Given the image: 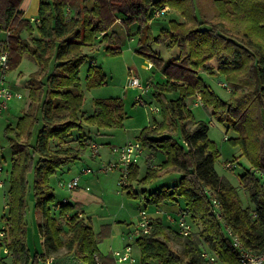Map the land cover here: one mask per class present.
<instances>
[{
  "label": "trees",
  "instance_id": "obj_1",
  "mask_svg": "<svg viewBox=\"0 0 264 264\" xmlns=\"http://www.w3.org/2000/svg\"><path fill=\"white\" fill-rule=\"evenodd\" d=\"M22 1L0 0V34L6 32L11 68L18 67L25 55L39 64L29 81L31 110L20 117L12 143L4 218L13 259L30 263L25 237L32 190L45 251L35 253L31 264L57 252L65 243L62 237L66 230L70 233L68 246L80 247L79 259L96 264L99 238L91 219L79 215V204L58 205L51 178L63 166L81 159L88 147L91 136L84 133L79 144L64 146L74 129L82 130L85 124L99 130L120 127L127 117L120 97L96 98L93 113L82 114L85 94L80 70L89 59L85 47L100 42L105 43L108 54H121V37L112 29L118 20L134 25V32L128 28V35H139L137 52L165 75L164 82L154 83L153 92L162 103L163 119L146 126L137 136L145 148L163 152L165 159L159 167L149 164L146 176L139 181L147 184L169 169L182 173L177 184L149 192L147 204L181 198L183 212L202 226L185 236V250L179 252L170 245V232L174 231L161 219L153 220L151 231L136 239L142 263L184 264L205 242L226 263L239 264V253L224 234L223 224L230 226L246 246L264 253V0H214L219 12L216 21L199 16L197 0H92V5L89 0H39L34 22L24 18ZM167 5L184 20L172 18L155 34L151 21L158 18L155 12ZM158 42L179 46V55L165 64L152 48ZM213 58L218 61V72L231 85L228 100L221 98L200 73L215 74L209 62ZM106 79L102 67L90 65L86 79L89 89L102 86ZM174 91L178 97L168 98L167 93ZM198 94L203 105L211 108L212 116L237 133L229 140L241 148L250 163L240 175L250 205H244L237 186L216 170L220 152L209 138V123L196 120L187 105V99ZM190 121L194 122L192 128L188 127ZM37 124L41 125L34 137ZM177 129L181 142L171 133ZM139 170L137 164L133 166L129 185L123 189L138 180ZM30 174L34 175L32 181ZM213 195L219 203V215L213 211ZM173 235L182 237L177 230Z\"/></svg>",
  "mask_w": 264,
  "mask_h": 264
},
{
  "label": "rangeland",
  "instance_id": "obj_2",
  "mask_svg": "<svg viewBox=\"0 0 264 264\" xmlns=\"http://www.w3.org/2000/svg\"><path fill=\"white\" fill-rule=\"evenodd\" d=\"M31 1L32 0H23L21 5H23L24 3L29 4ZM197 6H198L197 12L200 17H206L209 19H213L215 21L216 18H219L218 8L215 5L214 0H197ZM175 15L168 8L165 14H162L157 20L154 21L153 23L154 33L156 34L159 31H161L162 27L168 26L170 19L181 18L179 14H175ZM182 20H184L183 17ZM117 29L122 38L121 54L110 55L108 54L104 46L99 50H96L94 55L99 66L105 70V73L107 75L106 82L102 86L89 89L87 87L86 79H87L88 69L91 65V60L87 59L81 66V70H80L81 85L85 94L82 114L90 115L93 113L95 109L94 101L96 98L122 97L124 101L127 117L124 121L123 126L113 127V128H102L103 131L101 134L97 133V128L95 126H91L89 124H85L82 130L74 129L71 132V135L65 141L64 146L79 144V142L81 141V140L79 141L81 133H84L85 136H91L96 138V142L100 143L102 146L100 148L99 155L95 157V159H93L94 156L91 153V149L88 147V149H86L84 154L81 156V159H78L77 161L66 165L64 167L66 173H62V174L61 172L58 173L61 175L64 174L63 179L65 181L66 180L69 181L70 179H72V176L74 175L82 176L83 175L82 170L87 167H91L96 171V173L103 172L98 170L99 169L98 165L99 163H101L102 159L106 163L117 159V154L112 153V149H111L112 146L114 147L120 146L128 140L131 141L137 140V136L140 134L143 128H145L146 126L153 125L156 122H160L163 119L162 103L153 93L154 91H156L154 86L155 85L154 81H152V83L150 82L153 87L151 88L150 92L143 94V99L147 102L146 105H143L137 102L136 100V95L140 94L141 90L127 87L126 85L130 68H133L136 71L137 75L140 77V79L143 82H146L145 79L148 78V75L150 74L152 75L157 71H158L157 78L158 79L161 78V80H164L161 77V75L163 74L161 69L157 68L156 65L155 66L153 65V67L149 68V66H151V64L153 63L145 55L137 52L139 46L138 41H134V42L130 41V38L128 37V29L126 28V26H119L117 27ZM152 48L157 53L160 54V56L164 59L165 64L169 62L173 57L178 56L181 50L179 46H171L166 43H159V42L154 43L152 45ZM209 62L214 66L215 74H209L207 72H204L203 70H200V73L203 75L204 79L210 85V87L221 98L228 100L231 96V90H230L231 85L228 83V86L224 87L219 83L220 81L227 82V80L224 75L218 72L217 59L216 58L210 59ZM38 69H39L38 62L30 55H25L19 66L9 69L6 75V80L8 85L13 90L19 91L22 94V97L21 98L14 97L12 101L9 102V111L7 110L4 111L3 113H0V165L4 168L2 174V178L4 179V185L0 186V229L3 226L2 225L3 214L4 213L7 214V208H5V201L6 199H8V189L10 186V182L9 180H6L4 177L8 173H10L12 168V156L14 152L12 143L14 138H16V130L20 117L24 115L26 111L31 110L30 105L32 100L30 96L29 81L32 75ZM156 82H160V81H156ZM167 96L168 98L178 97L177 92L175 91L167 93ZM187 105L191 109L196 120H204L207 123H209V132H208L209 138L213 143L216 144L220 152L219 159L216 162V170L220 174H223L226 177H228L235 186H239L240 175L243 174L250 167V163L247 160V158L242 154L241 148L239 146L233 145L229 140L230 138L237 136V133L226 123H222L218 121L214 116H212L211 108L204 106L202 100L198 95H195L192 98H188ZM155 106L159 107L160 111L158 112L153 111L151 107H155ZM40 125L37 124L36 127L34 126L35 128L33 127L34 137H36ZM193 125L194 122L192 121L188 123L189 128H192ZM171 133L174 134L180 140V142L183 141L181 131L179 129ZM146 151H148V154H150L149 152H152V150H150L149 148H147ZM154 153H156V155L153 156L152 163L156 167H158L164 161L165 155L163 152H154ZM100 155H102L101 159L99 158ZM108 158L111 160H107ZM228 161L236 162L237 167H235L234 169L226 168L225 165ZM138 164L139 166H141V169L139 170V180H141L146 176L148 170V164L144 157L139 160ZM168 171L170 172L163 173L161 177L157 179L159 183L160 180L167 179L168 178L167 176L173 173L171 169ZM116 172L120 173V176L115 182L114 180H115ZM100 174H98L99 177L98 176L97 177L105 178L107 180V183H105L104 182L105 179H102L101 184H105L106 187L105 186L104 187L106 188V190L109 191V193H113V195L116 196L117 198L118 195L120 194H123L124 196L126 195V190H123L122 193H120L122 187L119 184V180L121 178V171L119 169L108 170L107 174L106 173L104 174L100 173ZM97 177L95 178L98 179ZM33 178L34 175L30 174L29 176L30 181H32ZM57 179L58 178L56 177V175L53 176L51 178V184L54 187L57 196H60L63 193H66V191H64L63 188L57 185ZM109 179H110V183H108ZM139 180H135L138 186H140L139 184H143ZM149 183L143 184L150 186L148 188L150 190L148 191L151 192L156 190L154 189L156 187L154 186V184H157V182H152V183L149 182ZM137 189L138 192L140 193L142 190L145 189V187L140 186ZM30 192L31 194L30 195L28 194L29 208L26 215V220H27V227L31 228L32 230L35 228L37 229L38 227L37 224L39 225L40 222L39 221L40 214H38L37 209L34 206L32 190H30ZM241 196L243 200H246L244 191H241ZM114 200H115L114 203L115 206H118V203L121 202L120 199H114ZM180 202L184 204V201L182 199L180 200ZM145 207L148 208V206H146V203L143 201V199L137 197L136 198L128 197L125 208V210L129 213L128 219L129 220L133 219V221L135 222L136 221L135 219L136 217H138L139 212ZM101 211L102 209H100L99 210L100 213L105 212V211L104 212ZM88 212H93L98 214L97 207L95 205L93 207L87 206L84 212L86 216L90 215ZM134 222H132L131 225H133ZM95 225H97V222H95ZM170 235H171L170 245L177 251L181 252L180 247L176 246V242L181 244L182 239H179L177 236L175 240H172L173 236L171 232ZM104 237L105 236H102V239H105ZM125 237H126L125 241L127 243L128 242L132 243L133 248L135 246V253L138 254L140 252L139 250L140 248L136 244L133 234H131V236H128V234H126ZM35 240L37 241L38 248L41 249L42 247L38 242L39 240L38 239ZM3 250H4V246H1L0 253L5 256V254H3L4 253ZM200 253L201 252L198 251L196 255L199 257ZM211 254L216 256L217 261L220 262V259L218 258L219 257L218 254L217 255L215 253H211ZM37 264H45V263L40 261ZM74 264H87V263L76 260Z\"/></svg>",
  "mask_w": 264,
  "mask_h": 264
},
{
  "label": "crops",
  "instance_id": "obj_3",
  "mask_svg": "<svg viewBox=\"0 0 264 264\" xmlns=\"http://www.w3.org/2000/svg\"><path fill=\"white\" fill-rule=\"evenodd\" d=\"M88 4L92 5V0H89ZM168 8H169V10H171L174 13V15L175 14H179L176 10L171 9L169 6H168ZM21 9L23 10L24 18L29 19L32 22H34V21H36L38 19L39 0H32L29 4H25L24 3L23 5H21ZM159 17L160 16H158V18ZM175 17H176V15H175ZM157 19H155V20H157ZM179 19L182 20V17L179 18ZM154 21H151L152 28H153ZM118 25L119 26H126V25L124 23H122V21H120V20H118L113 25L112 29L115 30L119 34V31L117 29V27H119ZM126 28L127 29L130 28L131 29V33L134 32V25L126 26ZM119 36H120V34H119ZM5 37H6V32H3V33L0 34V39L1 38L3 39ZM128 37L130 38V41H132V42L139 40V35H131V36L128 35ZM104 46H105V43H100L99 42V43H96L93 46L85 47V51L89 54V60H91V64L99 66V64L97 63L94 55H95V51L96 50H99L100 48H102ZM153 65L154 64H151V66H149V68L153 67ZM104 72H105V70H104ZM157 77H158V71L153 73L152 75L151 74L148 75V78L145 79V80H146V82H151V83H152V81H154V82H156V81L164 82L165 81V75L164 74L161 75V77L164 80H161V78L158 79ZM8 111H9V109H8ZM102 131H103V129L99 130L97 128V133L101 134ZM93 140L96 141V138L90 137V141H93ZM86 149H88V147ZM146 150H147V148H144V152H143L142 158L144 157L146 159L147 164L149 166V164L153 161V156L156 155V153L149 152L150 154H148V151H146ZM101 156L102 155H100V157H99L100 159H101ZM93 159H95V157H93ZM107 160H111V159L108 158ZM94 161H96V160H94ZM102 163H106V162L102 159V161H101V163H99L98 167ZM137 166H139V164H137ZM64 167L65 166H63L58 171V173L59 172H61V174L62 173H66ZM139 167L141 169V166H139ZM171 170L173 171V173L171 175H168L167 179L160 180V183L157 181L158 178L155 179L154 181H152V182H157V184H154V186H156L154 189L157 190V189H160L163 186H172V185H175V184L178 183L180 177L182 176V173L177 171V170H174V169H171ZM166 172H170V171H168V170L164 171V173H166ZM58 173L55 174L56 177L58 178L57 179V185H58V181L59 180H61V179L64 180L63 179L64 174L61 175V174H58ZM100 173H102V174L106 173L107 174L108 171H103V172H98V173H86V174H83L82 176H80V186L78 188H76L74 190H68L66 188H63V190L66 191V193H63L62 195L57 196L58 203L61 202V201L66 200L67 202H70V203H73V204H75V203L79 204L80 208L77 211L79 213V215L83 216V217H89L91 219V222H92V225H93V229H94L95 233L98 234V238H99L98 239V253L95 255V259H97V257H98L100 259V261L102 262V264H130L128 261H119V260H117L115 258V256L113 255V252L115 251L114 249L123 250L125 248V246H127L128 244L132 245V243H130V242L127 243L125 241V239H126L125 235L128 234V236H131V234H133L132 231H133L134 225L140 219V212H139L138 217H136V219H135L136 221L135 222L133 221V219H130V220L128 219L129 218V213L125 210L126 201H127L128 197L129 198L130 197H133V198L137 197V198L143 199V201L146 203V206H148V208H149L148 209V208L145 207L143 209H147V211L149 212V214L153 218V220L161 219L170 228V230H172L174 232L178 229V225L176 224V222L175 221H171L169 216L172 215L173 217L178 218V216L182 213V211H183L182 209L184 208V204H182L180 202L181 198H180V200H178L176 202L164 201V202L158 203L157 205L147 204V196H148V193H149L148 190H150L148 188L150 186L149 185L139 184L140 186H144L145 187V189L142 190L139 193L137 188L140 187V186L137 185L136 181H134L132 183L131 188L122 189L121 190L120 193H122L123 190H126V195L125 196L123 194L119 193L120 195H118V198H117L116 196L113 195V193H109V191L106 190L105 184H101L102 179H105V178H98L99 177L98 174H100ZM76 176H78V175L72 176V179L74 177H76ZM119 176H120V173L116 172V176H115V180H114L115 182L117 181ZM9 177H10V173L5 175L4 178L6 180H9ZM95 177H97L98 179H96ZM177 179H178V181H177ZM138 180H139V177H138ZM104 182L107 183V180L105 179ZM115 182H114V184H115ZM108 183H110V179H109ZM237 188H238V191L240 192V195H241V191L245 192L246 200H243L244 205L245 206L250 205L251 202H250L248 191L245 190L242 187L241 183L239 184V186H237ZM130 191H133V194H130L129 193ZM114 199H120L121 200V202L118 203V206H115V204H114L115 200ZM113 200H114V202H113ZM7 202H8V199H6L5 205H7ZM94 205L97 207L98 214L97 213H93V212H88L90 215L86 216L85 213H84L85 210H86V207L87 206L88 207H93ZM99 208L102 209L101 212H104V211L105 212L104 213H100L99 212V210H100ZM94 212H96V211H94ZM73 213L74 212H71L68 216H70ZM5 214L6 213H4L3 217H2L3 218L2 219V225L3 226L5 224V220H4V215ZM93 214L97 215V216H94ZM187 218H188V221L192 224L193 232L194 231L198 232V231L201 230L202 226H201V223L199 221H194L193 219L189 218V215H187ZM40 220H41V217H39V221ZM95 222H97V225H95ZM132 222H134L133 225H131ZM37 226H39V225L37 224ZM222 227H223L224 234L227 236L226 225L223 224ZM174 232L172 233V236H173L172 240H175L177 238L176 235H173ZM69 235H70V233L66 230V233L62 237L63 241L65 242L64 245L57 252H54V253L50 254L48 257H46V259L47 258H51L52 259V263L51 264H74V262L76 260L81 261L79 259V255L81 253L79 245L75 244L74 247L71 249L68 246V244H67V239H68ZM102 236H105L104 237L105 239H102ZM134 238H135V241H136L137 237H134ZM178 238L182 239V243L179 244L178 242H176V246H179L181 252H184V250H185V236L178 237ZM35 239L39 240L38 242H39V244L42 247L41 249L38 248V244H37V241ZM25 243H26L27 248L29 250L30 262H31V258L35 255V253H43L45 251L44 237L40 233L39 227H37V229L35 228V229H32V230H31V228L27 227ZM136 244H137V242H136ZM139 248H140V246H139ZM139 250H140V252L138 254H136L135 253V246H134V248L132 246V255L136 259L135 264H143L142 260H141V255H142L141 248ZM199 251L201 253L204 251V252H207L210 255H213L211 253H215L217 255V253L214 250H212L211 248H209V246L205 242H202L200 244ZM201 253H200L199 257L197 255H195L193 259L186 258L184 264H228L225 261H223L222 259H220L218 256L217 257L220 259V262L217 261V258L214 255H213L215 257L214 262H207V260L204 259L201 256ZM6 260H7L8 264H19V263L20 264H24V263L27 264V262H25V260H24V262L22 261L23 263L16 262V260L13 259V255L12 254L9 255L8 257H6ZM41 261L44 262L45 264H47L46 260H41ZM28 264H30V263H28ZM96 264H97V260H96Z\"/></svg>",
  "mask_w": 264,
  "mask_h": 264
},
{
  "label": "built area",
  "instance_id": "obj_4",
  "mask_svg": "<svg viewBox=\"0 0 264 264\" xmlns=\"http://www.w3.org/2000/svg\"><path fill=\"white\" fill-rule=\"evenodd\" d=\"M168 7L165 6L160 10H157L154 16H161L165 14ZM10 52L8 49V43L5 38L0 39V113L7 111L9 109V102L12 101L14 97H22V94L19 91L13 90L7 83L6 75L9 69H11L10 65ZM222 86H228L227 82H219ZM127 87L135 88L141 90L140 94L136 95L137 102L146 105L147 102L143 99V94L150 92L152 88V84L150 82H143L140 77L137 75L136 71L133 68H130L129 75L127 77ZM231 90V89H230ZM201 98V95L198 94ZM203 103V101H202ZM153 111H160L159 107H151ZM227 139V137H226ZM101 144L96 141H89L88 147L91 149V153L94 157H97L100 152ZM143 144L137 139L134 141H127L120 146H112V152L117 154V159L110 161L108 163H102L98 168L100 171H108L112 169H119L121 171V178L119 180V184L122 187H126L129 185V177L134 165L138 164L139 160L143 156L144 152ZM150 166L155 167V165L151 162ZM226 168L234 169L237 167L236 162L228 161L226 163ZM4 168L0 165V186L4 185V179L2 178ZM86 173H96L94 169L91 167L84 168L82 170V174ZM80 176L78 175L69 181L59 180L58 185L61 188H66L68 190H74L80 186ZM207 191V190H206ZM208 192V191H207ZM213 202L215 204L213 211L219 215V203L216 198L212 197ZM67 202L66 200L61 201V203ZM5 208H8V203L5 205ZM171 221H175L178 225V233L181 236H188L193 233L192 224L188 221L187 213L183 212L178 216V218L169 216ZM5 220V218H4ZM152 221L153 218L150 216L147 209H142L140 211V219L134 225L133 228V236L139 237L144 233H149L152 229ZM227 236L230 237L232 245L236 248L240 256L239 264H264V253L254 250L251 247L245 245L243 240L239 237V235L230 227L226 226ZM9 234L8 227L5 221L4 226L0 229V248L4 246V255L0 253V264H8L6 257L12 254V251L9 249ZM115 258L119 261H128L130 264H135V257L132 255V245L128 244L125 246L123 250H115L113 252ZM201 256L207 260V262H214L215 257L213 255L208 254L207 252H202ZM97 264H102L100 259L97 257ZM47 264L52 263L51 258L46 259Z\"/></svg>",
  "mask_w": 264,
  "mask_h": 264
}]
</instances>
